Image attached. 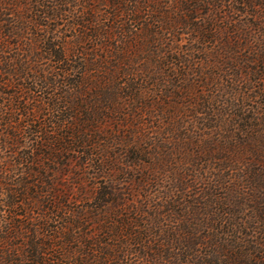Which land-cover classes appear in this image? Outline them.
<instances>
[{"label":"trees","instance_id":"obj_1","mask_svg":"<svg viewBox=\"0 0 264 264\" xmlns=\"http://www.w3.org/2000/svg\"><path fill=\"white\" fill-rule=\"evenodd\" d=\"M100 4L76 12L98 47L38 40L57 75L38 17H0V75L21 76L0 77V264H264V0ZM33 70L48 106L17 81Z\"/></svg>","mask_w":264,"mask_h":264},{"label":"rangeland","instance_id":"obj_2","mask_svg":"<svg viewBox=\"0 0 264 264\" xmlns=\"http://www.w3.org/2000/svg\"><path fill=\"white\" fill-rule=\"evenodd\" d=\"M2 1L3 0H0V4ZM14 1H16L17 3L8 1V2L4 3L3 6L0 5V17H1L2 21L4 19L6 21V24H4L6 27L5 28L6 32L2 29L4 27L2 25H0V31H1V33H3V32L7 33L8 32L9 28L6 26V25H8L7 23H13V22L17 23L19 21H23V23H24V20H26L25 18L37 16L39 21H40L41 27L36 26V24L30 25V27L33 31L28 32V34H29L28 39L32 40L33 45L35 46V48L37 47V49L39 50L38 53H39V55H41V59L38 61V66H37L38 69L43 68L46 71H49L50 73H52L51 75H57L58 73H60L59 71L61 70L62 65L61 64L59 65V63H57V61L55 59H51L44 50L40 49V47L38 46V40L41 41V39H43V40L45 39V40L53 41V43H55L56 45L65 47L66 52L74 50V48L76 46H77V49H79L80 51H83L84 49H92L94 47H98L101 44L99 41H98V43L97 42L91 43L89 41V42H84V43L82 42L81 44H78L79 42L82 41V39L79 38L82 36L81 34L86 33V32L90 33V31H86L87 29H85V28L83 29V26H80L81 21L76 18V14H77L76 12H79V11L81 12V10L87 11L90 6L93 8H97L98 10L100 9V10H105V12H111L108 7L103 8L101 6L100 2L102 0H30V1H32L31 3H29L31 6V10H30L31 13L28 14L27 9H26L27 7H25V4H24L25 2L23 0H14ZM53 2H56V3L54 4ZM5 4L7 6H5ZM11 4H13V6H10ZM16 4H18V5H16ZM43 4L45 5V7L46 6H50V7L55 6V8L58 7L59 9L65 11L63 13L64 16H59V18L55 19V20L44 18L45 16H43L42 11L48 12L50 15H53V12H52V10L45 9V7H43ZM38 5H40V8ZM61 6H62V8H60ZM83 8H85L87 10H85ZM4 15H6V18L4 17ZM39 17H41V18H39ZM85 18L93 20L94 17L92 18V16L89 15V16H86ZM241 19L244 20L245 18H241ZM92 31L94 33V28H92ZM1 37H4V36L1 35ZM12 41L13 40L8 39V44L11 45ZM13 42H15V41H13ZM206 48L208 51H210L211 48H213V49L215 48V44H211V43L207 44ZM21 50H22V52L15 50V48L11 47L10 50H6L4 52V58L6 60L8 59V61L10 59H16V57L19 53H20V55L22 53H25L23 49H21ZM24 56H23V59H24ZM197 57L199 59H202L201 55H198ZM77 58L79 60L81 58V55H79ZM21 59H22V57H21ZM16 65H17V63H16ZM14 68H16V67H12V68L10 67V69H14ZM33 71L28 76H26V77H29V79H26V80L22 79L21 80L18 78L17 81L20 82V85H22V86L24 85L25 87L33 90L35 92V97H36V100L38 102L44 103L48 106V104L51 102V97L54 95H59V94L54 89H51V90L42 89L43 85H41L39 82L37 83V81H35V78L36 77H43V76L40 74H37L35 71L34 72ZM260 71H263V69L261 68ZM263 75L264 74H262V72H260L259 76H257V77H263ZM0 77H1V80L6 79V80L11 81V80H16L17 77H21V76L15 77V76L9 75L7 73H3L2 75H0ZM47 77H51V76L48 75ZM53 78H55V77H53ZM62 79H63V77H62ZM0 86H2V84H0ZM20 89H21V87H20ZM5 92L8 94H14V92H19V87L17 86V87L9 88V89L5 90ZM260 99H262V98H260L258 96L257 100L259 101ZM248 109H251V108H248ZM48 113L49 112H47V116L44 115L45 117L40 116L39 122L44 123L43 121H46V123L48 124V127H51L52 124H50V123H52V120H50V116H48L49 115ZM256 135H258L257 137H262V138L264 137L262 135V133H260V135L256 133ZM260 141L263 145L264 140L260 139ZM72 157H74V163L72 164L73 170H70V171L72 172V177H73L75 175L81 174L82 172L76 168V166L78 165V160H77L78 158L75 157L74 155H72ZM248 162L250 163L249 160H248ZM200 168L206 169V168H203V164L200 166ZM257 169L259 171H263V166H261V167L258 166ZM206 170H208V169H206ZM201 173L203 174L204 172H201ZM69 179H70L69 175L67 176V174L65 173L62 180H65L66 182H68ZM74 198H75V196H73V199ZM246 213L248 214V213H252V212L247 211ZM253 228H254V230H256V231H254V232H256V234L253 231L250 232L249 230H247V231H245L244 234H240L239 238H241V240L249 239V238H246V235H245L246 233H248L250 235H253V237H255V238L259 237V241H260L261 237H260L259 233H260V230L262 231V229H263V224L253 225ZM255 238L253 240H255ZM249 249H251V248H248V250ZM247 255H253L252 257H257L258 254L255 252L250 253L249 251H247ZM259 257H261V256L259 255ZM262 257H264V253L262 254Z\"/></svg>","mask_w":264,"mask_h":264}]
</instances>
